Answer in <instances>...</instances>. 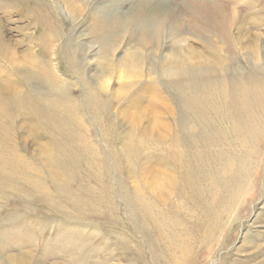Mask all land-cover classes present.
I'll return each instance as SVG.
<instances>
[{
	"label": "rangeland",
	"instance_id": "rangeland-1",
	"mask_svg": "<svg viewBox=\"0 0 264 264\" xmlns=\"http://www.w3.org/2000/svg\"><path fill=\"white\" fill-rule=\"evenodd\" d=\"M263 91L264 0H0V264H264Z\"/></svg>",
	"mask_w": 264,
	"mask_h": 264
},
{
	"label": "bare ground",
	"instance_id": "bare-ground-1",
	"mask_svg": "<svg viewBox=\"0 0 264 264\" xmlns=\"http://www.w3.org/2000/svg\"><path fill=\"white\" fill-rule=\"evenodd\" d=\"M226 22H227V21H226ZM225 26H226V25H225ZM219 28H220V27H219ZM223 29H224V28H223ZM223 29H222V30H223ZM142 31H143V32H146V31H148V28H143ZM146 41H147V40H146ZM148 41H150V40L148 39ZM148 41H147V43H148ZM169 70H170V69H169ZM173 71H175V72H177L178 74H181V75H183V76H184V75H187V76H188V75H191V74H192V73H190L189 71H182V68L180 69L178 66H175L174 69H172V72H173ZM175 72H174V73H175ZM176 76H178V75H176ZM236 85H237V84H236ZM238 85H239V84H238ZM240 91H241V90H240ZM263 92H264V91H263ZM255 93H256V92H255ZM240 94H241V93H240ZM256 94H257V93H256ZM242 99H243V98H242ZM259 102H260V101H259ZM245 109H246V108H245ZM251 112H252V111H251Z\"/></svg>",
	"mask_w": 264,
	"mask_h": 264
}]
</instances>
